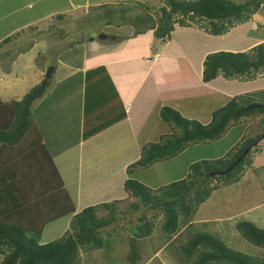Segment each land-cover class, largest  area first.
Returning a JSON list of instances; mask_svg holds the SVG:
<instances>
[{"label":"trees","instance_id":"16d2710c","mask_svg":"<svg viewBox=\"0 0 264 264\" xmlns=\"http://www.w3.org/2000/svg\"><path fill=\"white\" fill-rule=\"evenodd\" d=\"M165 2L157 9L159 17L152 19L150 29L146 27L154 30L153 36L159 40L168 39L175 26L186 28L198 21L207 22L211 36H222L235 25L250 20L264 3L263 0ZM134 21L143 25L148 19L142 17ZM8 41L4 39L0 46ZM52 70L48 78L46 72L44 79L21 99L0 101V264H82L83 255L86 257L108 246L102 236L111 238L110 227L117 225L121 217L126 219L119 207L125 200L97 204L75 213L53 156L42 144V136L32 120L31 106L43 95L55 68ZM260 74H264V42L247 52L206 55L201 81L208 84L218 76L227 80H248ZM85 76L89 75L85 73ZM158 115L168 134L161 136L158 142L141 146L138 159L125 171L123 191L135 200L130 205L131 210L142 212L144 209L145 213L152 214L149 219L142 212L130 227L133 236L130 240L137 244L131 254L136 257L140 252L141 241L151 236L155 220L160 217L158 230L168 239V245H176L179 264H264V258L235 252L215 237L192 227L194 215L212 192L238 183L252 167L251 156L257 145L225 172L264 130V89L232 97L214 110L209 123L204 125L166 106L159 109ZM256 116H261L260 134L247 136L245 130L223 157L191 164L185 178L179 181L152 190L130 178L136 172L174 160L190 147L220 142L229 127L236 126L241 119ZM213 182L217 184L211 185ZM67 215H72V219L65 233L57 240L40 245L38 238L44 227ZM235 229L243 240L264 251V229L250 222L237 223ZM27 232L32 237H28ZM181 232H185L182 242L175 240Z\"/></svg>","mask_w":264,"mask_h":264},{"label":"rangeland","instance_id":"374dc122","mask_svg":"<svg viewBox=\"0 0 264 264\" xmlns=\"http://www.w3.org/2000/svg\"><path fill=\"white\" fill-rule=\"evenodd\" d=\"M100 1L102 3L98 7L101 8L97 9L98 7L93 3ZM230 1L243 3L246 0ZM165 3V0H0V43L6 38L9 39L7 43L0 46V101L9 102L21 99L31 88L35 87L33 85L35 82L44 79L50 67L55 68V73L48 80L43 95L35 100L31 106L32 120L45 140L47 149L53 152L52 154L54 152L62 153L57 159L53 156V162L56 168L61 169L66 179L68 177L69 180L74 181L73 185L75 186L69 184L68 188L70 187L69 191L76 211L82 208L83 203L79 205L80 201L76 200L71 188L74 187L75 189L78 185L75 174L80 169L78 157H75L74 152H69L70 149L67 150L63 146L65 145L63 138L68 135L72 127L70 111L63 108V100L76 89L72 87V83L79 81L80 78L75 76L66 80L65 70L62 71V69L64 66L70 67L69 64H76L79 55L73 54L70 57L66 52L60 56L58 52L60 49L53 48L54 44L62 49L58 38L63 33L68 37L67 39H75L73 42L76 43H80L78 40H83L85 37L88 40L94 38L95 41H99L98 37L102 35H120V32L132 37L133 33L137 36L139 32L146 33L145 36L147 33L153 34L154 30H149L150 25H152L153 20L159 17L156 12L157 9L164 6ZM146 9L147 11H145ZM142 17L147 18L148 22L140 25L134 21ZM207 25L206 21H198L191 23L186 28L175 26L168 41L161 43L153 39L155 40L154 45L157 46L160 53L165 51L174 54L180 51L192 61L196 68L199 66L200 58L204 55L217 52H247L257 44L264 42V3L250 20L235 25L222 36H211L208 33ZM16 26H20V28L13 32ZM51 41L54 42L50 45L49 42ZM165 44H167V49L166 47L163 48ZM30 47L32 49H29ZM49 48L51 49L49 50ZM53 51L56 52L55 55ZM59 56L61 59H58ZM73 68L77 69V67ZM88 79L90 80L89 83L94 80L93 78ZM215 82L218 83L216 86L221 89H224V86H229L237 96L263 90L264 74L248 80H227L218 76L215 78ZM81 101L80 98L77 102L80 108ZM86 118H88L87 113ZM157 119V114L152 115L149 126L145 127V132L139 136V139L155 138L157 134L155 120L159 121ZM260 119L261 116L241 119L236 126L229 127L220 142L190 147L180 153L181 157L189 156V158L177 156L175 159L181 160L175 161L180 162L178 165H183V163H187V160L193 159L194 161L189 162L191 165L198 161L223 157L229 151L230 144L239 141L240 139H237L245 134V130H247V136L260 134V129L263 128L262 125L258 128ZM126 138L127 135L125 139L121 138L119 143L122 146L127 142L124 153H127V158L132 160L135 156L129 149L130 141ZM98 145L99 149L94 148L91 156L93 162L99 160L105 162L108 153V159L110 158L111 162L113 159L119 160L116 159L117 155L114 158L111 157L112 155L107 148L105 149L104 143H98ZM256 147L251 156L252 167L244 172L238 183L229 187H219L212 192L209 199L199 207L194 215L192 227L193 230L215 237L235 252L250 257L264 258V251L243 240L235 229L236 224L240 222H250L257 228L264 229V139L257 143ZM95 151L102 152L94 153ZM69 157L71 161H69ZM113 163L114 166L107 167V170L111 168L114 170L117 161ZM164 163L169 164V162ZM172 166L174 167V165ZM86 167L94 168L92 164H86ZM157 169L159 166L154 165L148 170L134 173L130 178L154 190L159 188L153 179V174ZM171 172L175 181L170 180V183L179 181L176 180L177 171L172 169ZM90 175V171L83 172V176ZM84 182L87 183V180ZM215 184L217 183L213 182L211 185ZM134 202L133 198L126 199L124 206L120 207V211L126 219L122 217L117 221V225L113 224L110 227L112 237L102 236L108 246L87 254L86 257L83 255L81 257L82 264H179L176 256V245H168V239L161 235L158 230L160 217L155 220V227L151 236L142 241L138 240L141 241L140 252L136 254V257L131 254L133 246H137V244L130 240L133 238L129 230L130 227H133L136 218L141 216L142 212L149 219L152 216L149 212L145 213L142 208V212L131 210L130 205ZM71 219L72 215H67L48 225L45 232L38 238V243L44 245L59 239L68 229ZM26 235L32 237L29 232ZM184 235L185 232H181L175 237V240L184 241Z\"/></svg>","mask_w":264,"mask_h":264},{"label":"crops","instance_id":"0c3cea01","mask_svg":"<svg viewBox=\"0 0 264 264\" xmlns=\"http://www.w3.org/2000/svg\"><path fill=\"white\" fill-rule=\"evenodd\" d=\"M101 3L100 1L93 5L98 7ZM19 28L20 26H16L13 32ZM120 33V35H102L98 37L99 41H95L94 38L88 40L86 37L84 39L80 37L83 39L78 40L81 44L73 42L75 39H67L68 37L63 33L58 38L62 49L59 46L56 47L55 44L53 47L60 49L58 51L60 56L66 52L70 57L73 54L79 55L76 64H69L70 67L62 66V71L65 70L66 80L75 76L80 78L79 81L72 83V87L76 89L72 94H67L68 97L63 100V108L69 109V116L72 119V127L68 135L63 138V143H65L63 146L67 150L70 149L69 152H74L72 154L75 157H78L80 169L75 174L78 185L75 189L71 188L76 200L80 201L79 205L83 203L82 208L78 211H76L69 191L70 187L68 188L69 184L75 186L73 185L74 181L69 180L68 177L66 179L61 169L57 167L76 214L86 207L131 199L123 191L126 168L131 165L132 161L134 163L137 160L141 146L155 143L161 136L168 134L167 128L159 119L158 112L161 107H169L182 117L204 125L209 123L214 110L222 107L236 95L229 86H224V89L217 87L218 83L215 82V79L208 84L201 81L202 62L205 55L200 58L199 66L196 68L192 61L180 51L174 54L165 51L160 53L157 46L154 45L155 40L163 43L168 41L171 36L168 39L159 40L149 33L146 36L144 35L146 33L142 34V32L137 36L133 33V37L123 32ZM53 42H49L50 45ZM166 46L167 44L163 48L165 49ZM53 54L55 55L56 52L53 51ZM60 56L58 59H61ZM73 67H77V69ZM52 69L54 68L50 67L47 70L50 71L47 73H51ZM85 73L89 76L86 77ZM62 74L64 73L62 72ZM42 75L43 73L41 77ZM88 78L94 80L89 83ZM41 81L38 80L33 85L36 86ZM80 98L82 100L81 108L77 103ZM78 113L80 114L78 115ZM86 113L88 118H86ZM154 114H157L159 119V121L155 120L157 124L155 138L139 139V136L145 132V127L149 126L150 119ZM37 131L39 132V130ZM126 135V139L130 141L129 149L135 156L132 160L127 158V153H124L127 142L122 146L119 143L120 139H125ZM106 136L108 137L106 138ZM156 138L157 140H154ZM240 138L241 136L237 140ZM41 142L46 146L42 137ZM98 143H104L105 149H108L111 157L114 158L117 155L119 158L116 157V159L119 160L113 159L111 162L110 158L108 159V153L105 162H101V160L93 162L91 156L94 148L99 149ZM235 144H230L229 150ZM48 151L50 152V150ZM98 152L102 151L94 153ZM50 153L56 159L62 155L57 152ZM180 158H189V156H180ZM175 160L181 159L177 158L170 161L169 164L158 165L159 169L153 174L157 187L167 185L170 180L175 181L172 169L177 171L176 180L185 178L189 162L194 161L191 159L183 165H178L180 162ZM69 161H71L70 157ZM114 161H117L114 170L112 168L107 170V167L114 166ZM86 164H92L96 169L86 167ZM89 171L90 176H83V172ZM85 180L87 183L84 182ZM122 205L124 206V203L119 207H123ZM48 225L44 227L42 233L45 232Z\"/></svg>","mask_w":264,"mask_h":264},{"label":"water","instance_id":"95a60500","mask_svg":"<svg viewBox=\"0 0 264 264\" xmlns=\"http://www.w3.org/2000/svg\"><path fill=\"white\" fill-rule=\"evenodd\" d=\"M49 72V71H48ZM47 76H48V73H47ZM264 139V130L261 132V134H260V136L258 137V138H256V139H254L248 146H247V148L244 150V152L238 157V159L235 161V163L231 166V167H229L225 172L227 173V172H229L231 169H232V167L233 166H235L241 159H242V157L243 156H245L247 153H248V151L251 149V148H253L255 145H257V143H259L261 140H263Z\"/></svg>","mask_w":264,"mask_h":264}]
</instances>
